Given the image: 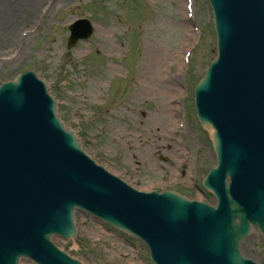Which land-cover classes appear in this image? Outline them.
Returning a JSON list of instances; mask_svg holds the SVG:
<instances>
[{
    "label": "water",
    "instance_id": "obj_1",
    "mask_svg": "<svg viewBox=\"0 0 264 264\" xmlns=\"http://www.w3.org/2000/svg\"><path fill=\"white\" fill-rule=\"evenodd\" d=\"M210 3L219 54L195 102L218 157L203 182L216 207L111 175L59 119L39 72H26L0 87V264L83 263L51 241L75 237L76 210L145 242L155 264H258L239 246L253 227L264 235V0ZM70 31L72 49L93 27Z\"/></svg>",
    "mask_w": 264,
    "mask_h": 264
},
{
    "label": "rangeland",
    "instance_id": "obj_2",
    "mask_svg": "<svg viewBox=\"0 0 264 264\" xmlns=\"http://www.w3.org/2000/svg\"><path fill=\"white\" fill-rule=\"evenodd\" d=\"M40 2L15 8L13 22L0 18V85L39 72L59 117L97 164L138 190L168 186L213 204L201 183L216 161L193 97L217 56L208 0ZM82 18L94 33L70 50L68 28ZM183 157L193 174L170 185L181 179ZM76 226L75 240L53 242L84 264H153L145 245L98 219L77 212ZM242 252L264 263L262 237L253 233Z\"/></svg>",
    "mask_w": 264,
    "mask_h": 264
},
{
    "label": "bare ground",
    "instance_id": "obj_3",
    "mask_svg": "<svg viewBox=\"0 0 264 264\" xmlns=\"http://www.w3.org/2000/svg\"><path fill=\"white\" fill-rule=\"evenodd\" d=\"M41 0H12V2H10L9 4L6 2H3V0H0V9L2 10L1 14H0V18H2L3 20H7L10 22L15 21V19L13 18L15 16V8H19L18 6H22L23 4H28L31 3L32 5H34L35 7H38L41 2ZM16 2V5H15ZM9 22V23H10ZM1 25L3 24V22L0 23ZM166 90L169 89V87H167V85H165ZM183 153L182 148L176 149V151L173 153V156H177Z\"/></svg>",
    "mask_w": 264,
    "mask_h": 264
},
{
    "label": "flooded vegetation",
    "instance_id": "obj_4",
    "mask_svg": "<svg viewBox=\"0 0 264 264\" xmlns=\"http://www.w3.org/2000/svg\"><path fill=\"white\" fill-rule=\"evenodd\" d=\"M172 156H173V155H172ZM173 158H178V157H177V156H173ZM178 160H179V159H178ZM181 160H182V158H181L179 161H181ZM184 168H186V167H184ZM183 172L185 173V170H184ZM183 172H182V173H183ZM161 176H162V177H165L164 174H161ZM171 180H173V178H172ZM171 180H170V181H171ZM159 184H165V183H159Z\"/></svg>",
    "mask_w": 264,
    "mask_h": 264
}]
</instances>
